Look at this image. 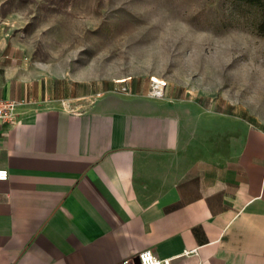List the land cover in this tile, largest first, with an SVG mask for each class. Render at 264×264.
Masks as SVG:
<instances>
[{
  "label": "crops",
  "instance_id": "0c3cea01",
  "mask_svg": "<svg viewBox=\"0 0 264 264\" xmlns=\"http://www.w3.org/2000/svg\"><path fill=\"white\" fill-rule=\"evenodd\" d=\"M124 85L0 75V264H264V120Z\"/></svg>",
  "mask_w": 264,
  "mask_h": 264
},
{
  "label": "rangeland",
  "instance_id": "374dc122",
  "mask_svg": "<svg viewBox=\"0 0 264 264\" xmlns=\"http://www.w3.org/2000/svg\"><path fill=\"white\" fill-rule=\"evenodd\" d=\"M260 20L239 0H0V75L154 77L179 99L264 120Z\"/></svg>",
  "mask_w": 264,
  "mask_h": 264
},
{
  "label": "built area",
  "instance_id": "2783aa9c",
  "mask_svg": "<svg viewBox=\"0 0 264 264\" xmlns=\"http://www.w3.org/2000/svg\"><path fill=\"white\" fill-rule=\"evenodd\" d=\"M167 86L166 81H156L154 77L151 79V93L155 97H164L165 88ZM124 92H130L128 86L122 87ZM21 102L15 99H3L0 98V121L4 123H13L18 116V108ZM10 177V173L7 169H0V181H7ZM123 264H171L168 259L158 258L153 250L146 249L137 255L136 261L132 259H126Z\"/></svg>",
  "mask_w": 264,
  "mask_h": 264
},
{
  "label": "trees",
  "instance_id": "16d2710c",
  "mask_svg": "<svg viewBox=\"0 0 264 264\" xmlns=\"http://www.w3.org/2000/svg\"><path fill=\"white\" fill-rule=\"evenodd\" d=\"M241 3L258 6L261 10V20L257 25V31L264 36V0H239Z\"/></svg>",
  "mask_w": 264,
  "mask_h": 264
},
{
  "label": "bare ground",
  "instance_id": "6f19581e",
  "mask_svg": "<svg viewBox=\"0 0 264 264\" xmlns=\"http://www.w3.org/2000/svg\"><path fill=\"white\" fill-rule=\"evenodd\" d=\"M156 81H159L157 78H154ZM120 81H122V80H120Z\"/></svg>",
  "mask_w": 264,
  "mask_h": 264
}]
</instances>
